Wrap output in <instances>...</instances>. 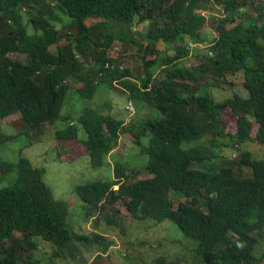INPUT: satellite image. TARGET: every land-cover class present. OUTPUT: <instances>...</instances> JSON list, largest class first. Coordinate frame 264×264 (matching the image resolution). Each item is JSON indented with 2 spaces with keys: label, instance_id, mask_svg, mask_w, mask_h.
<instances>
[{
  "label": "trees",
  "instance_id": "trees-1",
  "mask_svg": "<svg viewBox=\"0 0 264 264\" xmlns=\"http://www.w3.org/2000/svg\"><path fill=\"white\" fill-rule=\"evenodd\" d=\"M114 44L124 52L118 57L108 54ZM188 56L196 62L184 64ZM125 57L138 58L134 72ZM239 73L236 90L229 76ZM72 81L81 99L103 85L150 113L127 121L93 108L65 114ZM211 88L233 95L216 99ZM227 108L237 118L234 132L225 130ZM16 114L17 131L5 134L1 121ZM45 123H60L53 140L80 143L93 168L122 137L147 156V177L115 161L109 179L76 186L84 217L100 214L107 228H117L121 204L129 219L169 220L196 240L197 264L264 261V0H0V140L24 135L30 143L42 138ZM250 141L260 145V157L245 147ZM43 175L24 156L0 158V264L105 259L113 238L78 232L70 205L54 197ZM172 194L182 199L175 204ZM82 245L99 249L91 261ZM42 246L52 248L44 258L36 254ZM165 261L160 255L149 264Z\"/></svg>",
  "mask_w": 264,
  "mask_h": 264
},
{
  "label": "rangeland",
  "instance_id": "rangeland-1",
  "mask_svg": "<svg viewBox=\"0 0 264 264\" xmlns=\"http://www.w3.org/2000/svg\"><path fill=\"white\" fill-rule=\"evenodd\" d=\"M59 14L63 17V22L67 24L70 19L66 16L68 20L62 13ZM215 19L216 16H211L208 20V30L212 34H215L212 22ZM145 26L146 24H142L139 27L144 29ZM62 32L69 31L67 28H64ZM66 41L65 37H63L59 43L61 44ZM166 46L171 47L166 44L163 48H166ZM51 51H55V46H51ZM122 53L124 52L121 51V46L119 44H114L108 52L111 57H118L119 54ZM129 53L135 55V48L131 49ZM124 62H126L124 65L129 66L134 72L139 60L136 57H125ZM195 62L196 60L192 56H188L183 60V63L187 65ZM229 80L234 82V88L239 90V85L242 83L243 77L239 73L236 76H229ZM72 82L73 87L68 91L66 97L67 102L63 108V113L65 114L69 113L71 116H75L77 112L79 114L84 108H93L101 112H110L112 115L124 118V120L127 121V119L140 120V118L146 117L150 113L148 107L145 105L141 107V111L136 112L134 103L131 100L127 101L126 95L118 93L116 89H110L103 85L99 86L94 97L91 99H81L73 89L76 87L75 81ZM116 86L118 88H123L118 83H116ZM210 90L216 99H226L233 95L232 90L221 91L219 89L215 90V88H211ZM128 102L133 106L131 114L125 109V105ZM17 117L18 114L11 115L1 121L2 131L5 134H11L17 131ZM222 118L225 130L234 132L236 130L237 118L229 108L223 113ZM61 124L63 125V123ZM59 126L60 123L54 125L45 123L42 138H38V136L36 139H31L30 143L24 135H20L18 138L11 141L0 140V158L16 162L20 156H24L28 158L33 165L43 168V179L47 185L50 186L54 197L56 199L65 200L70 205V209L73 210V212H71L73 215L70 218V222L73 225L75 224L74 228L79 230L78 232L86 235H91L93 231L96 230L113 238L116 245L109 249L110 253L105 259L92 260L94 257L93 255H95L99 249L96 245H82L81 251L85 253L88 252L86 255L88 260H92V263L96 264H149L154 258L163 255L166 258L165 264H174L176 259L178 260V264H197L196 260H193V255L196 256L198 242L184 236L178 227L169 220L156 222L149 218L143 220L129 219L127 212L121 204H119V209L123 217L126 216V219H122L123 217L117 219V228L114 226H109L107 228L105 222L101 220L100 217H102V215L100 214L96 219L90 216L88 218L84 217V212L82 211L85 209L83 203L76 194V186L96 180L109 179L112 176L111 165L114 164L115 161L128 162L130 165L129 171H133L138 177H147L149 175L143 172V163L146 164L147 156L141 152V148L134 145L135 148L126 137H122L118 150L107 157L105 164L99 168H93L89 164L87 155H81L84 154L85 151L80 143L76 142V144H74L72 141L53 140L52 133ZM257 126V123H254L253 136L255 135ZM80 134H82L81 131ZM244 145L253 152L255 157L261 156L262 151L258 143L250 141ZM60 147H65L69 152ZM74 148L79 151V154H75V152L72 151ZM70 151L72 152L70 153ZM221 151L224 156L229 157L232 149L224 147ZM233 152L238 155V151ZM171 197L175 204L182 199L173 194ZM98 219H100L99 222L95 221ZM263 247L264 243H260L258 249L259 253L263 250ZM44 252L50 254L52 248L49 246L45 249L42 246L40 252L36 254L38 257L44 258L46 256ZM211 264H217V262L213 261ZM260 264H264V261Z\"/></svg>",
  "mask_w": 264,
  "mask_h": 264
},
{
  "label": "built area",
  "instance_id": "built-area-1",
  "mask_svg": "<svg viewBox=\"0 0 264 264\" xmlns=\"http://www.w3.org/2000/svg\"><path fill=\"white\" fill-rule=\"evenodd\" d=\"M125 109L126 111L129 113V112H132L133 111V106L130 102H128L126 105H125Z\"/></svg>",
  "mask_w": 264,
  "mask_h": 264
},
{
  "label": "clouds",
  "instance_id": "clouds-1",
  "mask_svg": "<svg viewBox=\"0 0 264 264\" xmlns=\"http://www.w3.org/2000/svg\"><path fill=\"white\" fill-rule=\"evenodd\" d=\"M237 246H238V247H240V245H239V244H238Z\"/></svg>",
  "mask_w": 264,
  "mask_h": 264
},
{
  "label": "crops",
  "instance_id": "crops-1",
  "mask_svg": "<svg viewBox=\"0 0 264 264\" xmlns=\"http://www.w3.org/2000/svg\"><path fill=\"white\" fill-rule=\"evenodd\" d=\"M113 247H114V246H113ZM113 247H112V248H113Z\"/></svg>",
  "mask_w": 264,
  "mask_h": 264
}]
</instances>
